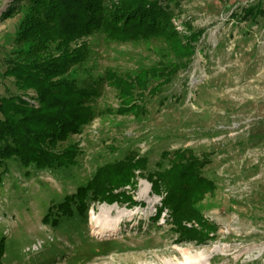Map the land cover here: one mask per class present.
<instances>
[{"label":"rangeland","instance_id":"rangeland-1","mask_svg":"<svg viewBox=\"0 0 264 264\" xmlns=\"http://www.w3.org/2000/svg\"><path fill=\"white\" fill-rule=\"evenodd\" d=\"M158 2L170 12L175 32L168 36L123 40L94 31L77 40L86 51L71 69L77 84L97 89L87 102L93 116L57 148L76 143L78 166L60 179L14 171L0 182V264H264V0ZM17 5L0 0V95L20 93L35 103L32 88L2 76L3 59L30 46L17 41L27 13ZM108 70L137 83L129 103ZM184 148L208 155L201 173L215 184L195 204L203 222L216 227L201 243L178 237L145 174L163 150ZM128 154L144 158L145 167L114 192L131 195L133 204L92 199L80 232L43 220L48 202ZM95 218L109 225L99 228Z\"/></svg>","mask_w":264,"mask_h":264},{"label":"trees","instance_id":"trees-1","mask_svg":"<svg viewBox=\"0 0 264 264\" xmlns=\"http://www.w3.org/2000/svg\"><path fill=\"white\" fill-rule=\"evenodd\" d=\"M15 1L27 10L17 41H28L30 46L3 59L2 76H13L22 90L32 88L36 101L31 102L20 93L0 95V182L14 171L27 176L47 171L60 179L71 175L78 166L80 150L76 143L59 149L57 141L78 132L90 120L93 111L87 102L97 93V89L75 81L76 71L71 67L83 60L86 51V43L78 44L77 40L94 31L123 40L175 31L170 28V12L158 0ZM244 13L249 16L251 11L246 8ZM185 47L192 49L190 44ZM105 76L122 92L121 99L129 103L134 95L132 87L138 88L137 83H124L120 75L110 70ZM139 82L147 85L145 78ZM161 158L154 170L145 173L150 189L161 195V204L168 207L178 237L201 243L216 228L203 222V214L195 205L215 188L214 181L201 173L208 155L196 156L192 149L184 148L163 150ZM144 167L145 159L134 154L98 165L92 177L75 192H66L48 202L43 220L55 229L76 226L74 229L80 232L92 199L133 204L131 195L114 190L128 184L135 169ZM184 222L196 223L198 227ZM2 251L3 239L0 259Z\"/></svg>","mask_w":264,"mask_h":264},{"label":"bare ground","instance_id":"bare-ground-1","mask_svg":"<svg viewBox=\"0 0 264 264\" xmlns=\"http://www.w3.org/2000/svg\"><path fill=\"white\" fill-rule=\"evenodd\" d=\"M147 189H143V192H146ZM115 204L110 205V207H115ZM96 223H97V227H104V226H108L109 225V220L107 218H95Z\"/></svg>","mask_w":264,"mask_h":264}]
</instances>
